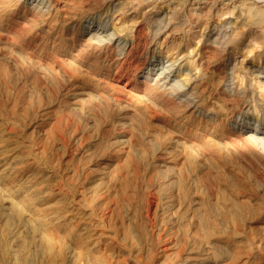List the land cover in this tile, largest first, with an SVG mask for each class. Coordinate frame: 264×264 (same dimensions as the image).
Returning a JSON list of instances; mask_svg holds the SVG:
<instances>
[{
  "label": "rangeland",
  "instance_id": "374dc122",
  "mask_svg": "<svg viewBox=\"0 0 264 264\" xmlns=\"http://www.w3.org/2000/svg\"><path fill=\"white\" fill-rule=\"evenodd\" d=\"M0 264H264V0H0Z\"/></svg>",
  "mask_w": 264,
  "mask_h": 264
},
{
  "label": "bare ground",
  "instance_id": "6f19581e",
  "mask_svg": "<svg viewBox=\"0 0 264 264\" xmlns=\"http://www.w3.org/2000/svg\"><path fill=\"white\" fill-rule=\"evenodd\" d=\"M211 1V0H210ZM208 2V1H207ZM213 2V1H212ZM215 3V2H214ZM130 49V48H129Z\"/></svg>",
  "mask_w": 264,
  "mask_h": 264
}]
</instances>
